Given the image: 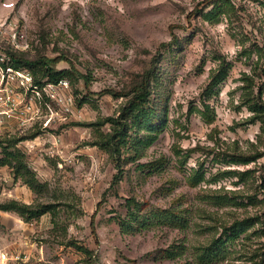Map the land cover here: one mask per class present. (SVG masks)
Wrapping results in <instances>:
<instances>
[{
    "label": "rangeland",
    "instance_id": "1",
    "mask_svg": "<svg viewBox=\"0 0 264 264\" xmlns=\"http://www.w3.org/2000/svg\"><path fill=\"white\" fill-rule=\"evenodd\" d=\"M4 16L27 24L30 57L81 73L70 110L0 137L48 185L37 193L0 165V204L55 205L30 219L0 207L9 264L260 260L264 0H0ZM158 50L150 118H129L114 158L95 143L110 123H89L120 114L127 98L107 90H128ZM131 197L143 203L133 213Z\"/></svg>",
    "mask_w": 264,
    "mask_h": 264
},
{
    "label": "trees",
    "instance_id": "2",
    "mask_svg": "<svg viewBox=\"0 0 264 264\" xmlns=\"http://www.w3.org/2000/svg\"><path fill=\"white\" fill-rule=\"evenodd\" d=\"M177 40V38H176ZM174 40V41H176ZM172 42H161V46H166ZM13 56L14 64L18 67H28L34 74L37 80L42 78L58 79L60 77L80 76L81 73L76 70L74 65L69 68L56 69L55 63L60 59L59 57L50 58L48 56H39L37 58L30 57L29 51H15L10 50ZM161 51L158 50L154 54L151 65L140 72L137 78L134 80L132 86L126 89H108L114 96H125L127 98L125 104L121 108V112L117 116H107L99 121L90 122L89 125L110 123V130L101 134L100 138L95 142L101 147L109 151L110 155L114 158H118L121 153V142L126 138L128 128L130 127L129 120L143 121L150 118V112L146 109V104L151 100V77L152 73L158 65ZM217 76H213V83H217ZM130 118V119H129ZM98 124V125H99ZM7 133V132H5ZM3 133V134H5ZM1 134L0 137L3 135ZM7 140L0 138V146H2L3 156L0 157V165H12L13 173L16 178H21L37 193H42L47 187V182H42L36 175V172L29 167L24 158L18 159L16 152L10 150L6 144ZM248 159V158H247ZM117 183V180H114ZM128 211L133 213L135 210H140L143 207V203L134 197L127 198ZM54 204L43 202L26 203L18 199H10L0 204V207L4 210H15L25 219L41 216L42 214L53 211L55 213ZM234 229L235 225L225 227L226 230ZM83 252L88 253L90 250L84 246H77ZM256 264H264V249L261 252V257Z\"/></svg>",
    "mask_w": 264,
    "mask_h": 264
},
{
    "label": "built area",
    "instance_id": "3",
    "mask_svg": "<svg viewBox=\"0 0 264 264\" xmlns=\"http://www.w3.org/2000/svg\"><path fill=\"white\" fill-rule=\"evenodd\" d=\"M33 46L34 38L25 22L12 16L0 18V135L38 122L48 125L59 108H71L69 78L37 80L28 67L14 64L10 50L30 51ZM10 258L0 247V264H9Z\"/></svg>",
    "mask_w": 264,
    "mask_h": 264
}]
</instances>
